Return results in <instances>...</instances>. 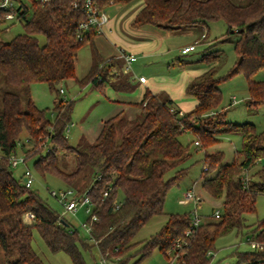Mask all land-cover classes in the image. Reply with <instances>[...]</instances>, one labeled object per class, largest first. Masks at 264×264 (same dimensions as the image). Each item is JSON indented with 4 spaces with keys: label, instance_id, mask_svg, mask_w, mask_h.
Returning a JSON list of instances; mask_svg holds the SVG:
<instances>
[{
    "label": "trees",
    "instance_id": "1",
    "mask_svg": "<svg viewBox=\"0 0 264 264\" xmlns=\"http://www.w3.org/2000/svg\"><path fill=\"white\" fill-rule=\"evenodd\" d=\"M133 0H97L100 8L127 5ZM77 5V6H76ZM18 20L24 32L10 40L0 11V264H47L33 247L36 230L52 254L66 253L73 264H87L83 251L95 247L107 264H128L137 257L140 264L156 250L164 255L178 243L183 246L177 264H211L216 242L234 231L260 244L261 248L239 251L236 264H264V219L249 225L247 217L256 213V203L264 195V131L253 123L225 120L221 84L237 75L248 83V107L264 103V0H143L133 26H155L168 31L209 27L223 21L227 31L205 48L201 60L208 70L185 89L196 98L191 111L181 113L170 96L146 89L141 100L103 122L94 142L84 137L71 146L70 128L74 101L60 97L61 87L76 80L81 87L91 84L103 91L106 84L132 91L131 77L123 73V59H104L95 45L98 32L92 28L83 39L77 26L86 19L79 0H52L48 4L27 2ZM46 42L40 44L39 37ZM236 37L238 59L226 76L217 75L219 44ZM206 38V35L204 36ZM200 42L196 47L198 49ZM89 45L93 64L85 77L76 76L79 50ZM190 52V53H192ZM189 54V53H188ZM260 73L261 80L255 79ZM48 84L55 94L56 122L32 98V86ZM129 114V115H127ZM27 132L26 146L21 135ZM186 132L201 143L203 164L208 167L203 190L222 201L218 219L202 221L192 229L190 213L168 214L164 226L148 240L138 241L140 231L155 217L165 215L168 193L188 175L190 147L181 137ZM237 133L242 150L225 164L224 153L206 150L219 143V136ZM121 138H119L120 136ZM21 149L25 163L34 158L35 172L60 178L76 197L87 195L97 216L92 221L89 243L79 230L52 208L36 191L25 186L24 172L17 179L9 158ZM68 160L69 164L63 162ZM258 167V169H256ZM256 169V170H255ZM253 172L245 180V173ZM33 173V172H32ZM61 192V191H60ZM119 194L123 200L118 201ZM120 205L117 209L116 206ZM215 212V211H214ZM213 212V213H214ZM33 214L27 219L26 214ZM214 218V217H213ZM91 221V217L87 223ZM83 228V227H82ZM188 234V231L191 230Z\"/></svg>",
    "mask_w": 264,
    "mask_h": 264
},
{
    "label": "rangeland",
    "instance_id": "2",
    "mask_svg": "<svg viewBox=\"0 0 264 264\" xmlns=\"http://www.w3.org/2000/svg\"><path fill=\"white\" fill-rule=\"evenodd\" d=\"M109 9L107 10V15L109 13ZM24 23L19 20L6 21L4 26H8L9 30L6 31L4 35V39L10 40L18 34L24 32ZM210 29V41L215 39H220L222 35H224L227 31V27L223 21H217L209 24ZM200 34L201 30H196ZM206 35V33H205ZM207 36V35H206ZM204 37V36H203ZM202 37V40L204 39ZM40 44L44 45L46 39L44 36L39 37ZM201 40V41H202ZM236 37L232 38L231 42L221 43L218 46H215L211 49V51L221 49L222 54L219 55V60L216 62L217 65V75L219 77L226 76V74L233 67L234 63L238 59L234 51V42ZM188 40L182 38L180 36V42L185 43ZM200 41V42H201ZM215 42V41H214ZM213 45V44H212ZM89 52L90 46L83 47L81 50L85 52V50ZM202 46L198 47L197 51L190 53L186 56H178L170 61L168 65L171 66V69L168 70V65L165 66V73L168 76L170 73H174L173 67H182L178 64V60H188L189 64L184 67H196L198 64V59L201 56V53L204 52ZM87 52V53H88ZM83 54L80 56L79 65L77 66L76 76L79 77L85 75V70H83L80 65ZM88 58V57H87ZM84 59V58H83ZM122 60V59H120ZM203 64L200 66L208 67L207 63L202 61ZM162 64L161 60H157L151 65L148 63V60L141 58L138 59V62H135L132 66L135 72L144 73L147 78L150 77L151 74H160L159 65ZM186 70V69H184ZM183 70V71H184ZM122 71L124 74L129 72L127 68V64L123 60V68ZM139 75V74H138ZM144 76V77H145ZM263 76L260 73L255 79H260ZM146 78V77H145ZM64 90V93H60V97H62L65 101H74V111L72 114V120L70 122V128L66 131V135L68 137L69 143L71 146L76 147L79 144V141L82 137L88 140L90 143L94 142L96 137L99 135L103 122L113 116L118 111L117 106L111 105V101L107 97V91H109L110 85L106 84L103 87V91L93 88L91 84H88L84 87H81L76 80H70L61 87ZM220 89L222 91V103L220 109H224L226 111L225 120L232 123H253L256 126L258 132L264 131V103L259 106L257 109H250L248 107V83L244 75L240 74L231 79L224 81ZM145 89L138 85L136 91L130 92L126 97L128 101H138L143 96ZM32 98L36 105L40 109L47 110V118L50 120L51 124L56 122V113L54 112V99L55 94L50 90L48 84L46 83H36L32 86ZM110 93V92H109ZM111 94V93H110ZM236 97L239 101L237 104H232L231 99ZM129 107V106H127ZM126 106L122 108L126 109ZM129 115V114H127ZM120 136V135H119ZM220 137V136H219ZM121 138V136L119 137ZM220 139V138H219ZM22 143H25L24 150L27 148H31L26 141L28 140L27 132H23L21 135ZM181 141L190 147V153L192 157L187 162V166L189 167V173L187 177L176 187H174L167 195L164 211L165 215L155 217L151 220L138 234L137 240L144 241L148 240L151 236L155 235L166 223L168 219V214H185L190 213L194 209L193 205H182L180 201L184 199V195L186 192L193 188L194 182H198L196 184V190L198 191L201 187V182L204 177L211 176L204 174L202 175L203 169V160L205 156V151L202 148H198L195 146L194 141L195 137L192 133L186 132L182 135ZM219 148L223 149L225 152L226 159L233 160L235 155L242 150V138L237 133H229L222 135V138L219 141ZM217 145V144H215ZM17 157H24L22 150L19 148L17 151ZM35 159H29L25 164L20 163L16 168H12L14 176L19 179L23 174L24 170L30 169L35 175V182L32 187V190L36 191L47 203L58 211L62 216L64 213L63 206L59 203V201L52 195L53 192L59 193L60 191H65L67 189L64 182L52 175H47L45 178L38 175L33 167ZM69 161L66 159L63 164H69ZM261 166V164H260ZM258 169V167L256 168ZM255 169V170H256ZM254 171H251L249 174L247 173V177L251 178ZM200 194L203 198L198 212L201 216L202 221L213 220V212L218 209V207L222 204V201L213 199L208 193L204 190L200 191ZM123 200V195L119 194L118 201ZM218 206V207H216ZM72 226L76 227L79 230L80 236L86 239L89 243L93 242L90 240V235L82 228L83 223H87L91 217L90 213L87 212V206L80 205L75 214L66 213L63 216ZM264 219V195H260L257 199L256 203V213L249 215L247 217V222L249 225L255 224L257 221ZM248 231L245 230L243 235H238L236 231L221 237L216 242V251L214 253V259L211 264H236L237 256H236V247H239V251H247L252 249L251 243L248 239ZM33 247L37 254L47 263V264H73L70 257L63 252L52 254L40 238L38 232L34 231L33 238ZM87 264H98L100 261L99 253L95 247H92L90 252L83 251ZM173 255H164L159 250H156L150 257L143 260L140 264H170L172 261ZM137 257H134L128 264H135L137 261Z\"/></svg>",
    "mask_w": 264,
    "mask_h": 264
},
{
    "label": "crops",
    "instance_id": "3",
    "mask_svg": "<svg viewBox=\"0 0 264 264\" xmlns=\"http://www.w3.org/2000/svg\"><path fill=\"white\" fill-rule=\"evenodd\" d=\"M142 7L143 0H133L127 5L111 4L105 7V12H107L108 9L110 10L108 13L109 21L105 26L103 33H98L95 37V45L101 56L106 60L111 58H120V54L122 52L135 55L137 57L135 62H138V59L144 58L148 60L150 65L159 59L162 61V64L159 65V67H161L159 69L160 74L157 75L154 73L151 74L149 78H147V76H145L141 70L139 71L140 73L135 72L132 68L135 62L132 63L129 68V72L126 73V75L131 77L132 84L135 86L134 90L128 91L124 90L123 88H116L110 85L109 91H107V97L109 98V101H111L110 104L118 107V111L116 113L118 114L119 112L123 111L122 108L129 106L128 103L139 102L142 97L138 101H128L125 97L130 92L136 91L139 85L145 90L149 89L153 93L161 91L166 92L174 101L176 107L181 111V113L191 111L197 105V100L194 97L187 96L185 94V89L198 76L207 71L208 67H204L202 65L200 66V64H203L201 56L197 60L198 64L196 67H184L185 65L189 64L190 61L182 59L178 60V64L180 66L182 65V67H179L177 70V67H173V70L176 72L170 73L168 76L165 73V66L168 65L170 61L173 63V59L180 55H189L190 53L183 54L182 50L187 46L200 42L202 37L205 36V33L207 36L206 38L203 37L204 39L200 42L198 47L202 46L203 49H205L214 43L215 40L210 41V29L209 27H202L179 31H168L150 25L139 28L134 27V19ZM197 29L201 30L199 35H197ZM180 36L187 39L188 41L181 43ZM88 46L89 45H85L83 47ZM83 47L78 52L76 62L77 71L80 56L83 54L80 65L82 66L83 70H85V75L83 74V76L79 77L81 79L87 75L93 64L91 48L89 49V52L87 49L85 52H82L81 50ZM167 69L170 70L171 66L168 65ZM141 76L146 77L145 83L139 81V77ZM262 78L263 76L259 80ZM126 109H130V107H127ZM219 138L221 139L222 136ZM217 146H219L218 143L217 145L208 148L206 151L209 153L222 151L225 155L224 150H221V148ZM231 162L232 160H227L226 157H224L223 163L228 164ZM260 164L262 166L264 165V159L261 160ZM202 182L198 191L196 190V184H198V182H194L193 188L198 194H200V191L203 190ZM181 204L185 205L183 203ZM220 207L221 205L218 208Z\"/></svg>",
    "mask_w": 264,
    "mask_h": 264
},
{
    "label": "built area",
    "instance_id": "4",
    "mask_svg": "<svg viewBox=\"0 0 264 264\" xmlns=\"http://www.w3.org/2000/svg\"><path fill=\"white\" fill-rule=\"evenodd\" d=\"M52 0H0V11L3 14V18L6 21H12V20H18V15L24 11V4L27 2H37L40 4H48ZM81 3L82 9L86 15V19L83 21H80L77 26V38L79 40L83 39L84 34H86L90 29L94 28L97 30L99 34H102L105 26L107 25L109 21V16L105 12V8H100L98 6L97 0H79ZM77 6V5H76ZM198 45V42L185 47L182 50L183 54H188L194 50H196V47ZM120 58L125 61L127 64V68L129 69L131 64L134 63L137 60V57L133 54H126L121 53ZM139 81L142 83L146 82V78L144 76L139 77ZM61 93H64V90L61 89ZM232 104H237L239 101L236 97H233L231 99ZM196 146H200L201 143L199 141L195 142ZM1 156V155H0ZM9 162L12 168H16L20 163L25 164V158L24 157H17L16 154H13L9 158ZM208 171V167L203 164L202 174L203 172L206 173ZM202 176V175H201ZM247 173H245V180H247ZM34 181V175L30 169L24 170V183L25 186L28 188H31ZM52 195L59 201V203L64 208V213H70L75 214L78 210V207L80 205L87 206V212L91 215V221L89 223H83L82 227L87 232H91V224L92 221L97 220L96 214L93 212V208L91 207V201L87 195L84 197H76L74 196L73 192L71 191H61L59 193L53 192ZM203 198L200 194L197 193V191L194 188L189 189L186 194L184 195V199L181 201L183 204L193 205L194 209L191 212V219H192V229L198 228L200 224L202 223L201 216L198 212L199 206L202 202ZM120 205H117L116 208L118 209ZM221 210L220 208L216 209L213 213V217L215 219H218L220 217ZM33 214L28 213L26 214V218L33 219ZM191 230L188 231V234L191 233ZM249 242L251 243L252 249H258L261 248L260 244L252 241L249 239ZM183 252V246L181 243L176 244L168 253V255H173L172 261L170 264H177V261ZM102 264H107V261L105 259L101 260Z\"/></svg>",
    "mask_w": 264,
    "mask_h": 264
}]
</instances>
